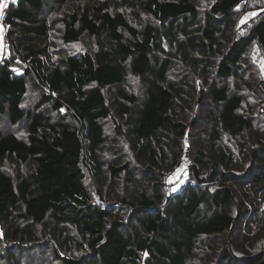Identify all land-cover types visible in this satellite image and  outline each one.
Masks as SVG:
<instances>
[{
	"label": "trees",
	"instance_id": "trees-1",
	"mask_svg": "<svg viewBox=\"0 0 264 264\" xmlns=\"http://www.w3.org/2000/svg\"><path fill=\"white\" fill-rule=\"evenodd\" d=\"M203 1L8 7L0 264H264V0Z\"/></svg>",
	"mask_w": 264,
	"mask_h": 264
},
{
	"label": "rangeland",
	"instance_id": "rangeland-1",
	"mask_svg": "<svg viewBox=\"0 0 264 264\" xmlns=\"http://www.w3.org/2000/svg\"><path fill=\"white\" fill-rule=\"evenodd\" d=\"M200 1V3L202 2H204L203 0H199ZM247 12H243L242 14H241V17H240V21H241V19H243V18H245V17H247V19L249 18V16H248V14H246ZM247 19L245 20V23H246V21H247ZM240 21L238 22V25H243V24H240ZM2 36H3V32L1 31V25H0V44H2V40H3V38H2ZM77 50H79L78 48H77ZM253 54V56H251V61H252V63H251V65L254 67V66H256L257 67V69H258V71H260L261 73H264V71H262V65H264V62L263 61H260L257 57V55L256 54H254V53H252ZM5 120H3V119H1L0 118V129H1V131L2 132H6V131H10V130H7L6 129V124H5ZM186 167V166H185ZM184 166H183V168L181 169V170H176V172L175 173H173L172 175H170L168 178H167V182L168 183H172V188L173 189H175L176 187H181L182 185L181 184H183V181L185 180V178H186V176H187V173H186V168H185Z\"/></svg>",
	"mask_w": 264,
	"mask_h": 264
},
{
	"label": "built area",
	"instance_id": "built-area-1",
	"mask_svg": "<svg viewBox=\"0 0 264 264\" xmlns=\"http://www.w3.org/2000/svg\"><path fill=\"white\" fill-rule=\"evenodd\" d=\"M16 0H0V3L4 4V7L0 9V25H1V31L3 32V40L2 44H0V63H3L5 60L9 58V46L5 39L6 37V27L3 24L4 16L6 15V12L8 10V7L14 3Z\"/></svg>",
	"mask_w": 264,
	"mask_h": 264
},
{
	"label": "snow or ice",
	"instance_id": "snow-or-ice-1",
	"mask_svg": "<svg viewBox=\"0 0 264 264\" xmlns=\"http://www.w3.org/2000/svg\"><path fill=\"white\" fill-rule=\"evenodd\" d=\"M3 7H4V4L0 3V9H2ZM255 14L256 13H248V16H253ZM246 19H247V17L241 19L240 24H244ZM238 27H239V25H238ZM262 71H264V65H262Z\"/></svg>",
	"mask_w": 264,
	"mask_h": 264
}]
</instances>
